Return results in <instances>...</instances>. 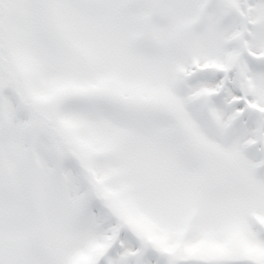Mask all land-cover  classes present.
Wrapping results in <instances>:
<instances>
[{"label": "snow or ice", "instance_id": "6c2138e0", "mask_svg": "<svg viewBox=\"0 0 264 264\" xmlns=\"http://www.w3.org/2000/svg\"><path fill=\"white\" fill-rule=\"evenodd\" d=\"M0 264H264V0H0Z\"/></svg>", "mask_w": 264, "mask_h": 264}]
</instances>
